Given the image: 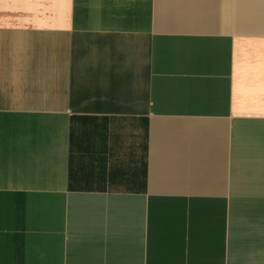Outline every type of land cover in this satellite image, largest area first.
I'll use <instances>...</instances> for the list:
<instances>
[{
  "label": "crops",
  "instance_id": "0c3cea01",
  "mask_svg": "<svg viewBox=\"0 0 264 264\" xmlns=\"http://www.w3.org/2000/svg\"><path fill=\"white\" fill-rule=\"evenodd\" d=\"M0 264H264V0H0Z\"/></svg>",
  "mask_w": 264,
  "mask_h": 264
}]
</instances>
